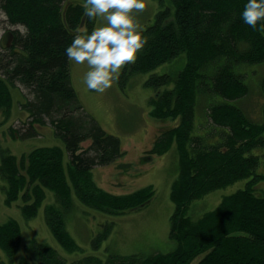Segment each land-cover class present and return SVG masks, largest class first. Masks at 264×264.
Masks as SVG:
<instances>
[{"label":"trees","instance_id":"1","mask_svg":"<svg viewBox=\"0 0 264 264\" xmlns=\"http://www.w3.org/2000/svg\"><path fill=\"white\" fill-rule=\"evenodd\" d=\"M66 1L0 0L5 22L16 27L6 32V43L0 41V112L7 121L13 106L11 86L23 88L27 96L20 108L27 112V120L9 131L32 138L40 135L37 126H52L65 142L68 171L65 151L55 145L36 147L21 158L2 150L0 173L6 182L5 203L10 206L22 196L21 210L26 219L37 215L46 197L45 188L55 192L59 205L46 207V221L60 244L76 251L80 246L68 231L65 216L73 206V190L83 204L111 214L143 208L156 191L148 185L131 193L114 194L94 180L92 170L96 166L109 165L126 152L121 139L108 133L85 109L73 85L71 62L65 54L73 39L70 33L85 23L91 31L97 21L84 17L81 3L66 6ZM159 1L165 4V0ZM171 2L174 11L171 6L160 9L154 24L143 29L147 43L132 73L151 72L186 54V65L177 75L153 74L145 82L156 91L149 101L151 115L179 119L147 151L163 155L177 144L179 174L171 186L175 210L170 229L177 246L168 253L112 255L106 262L88 256L71 264H191L201 255L198 264H264V196L255 193L264 174L257 172L260 156L252 153L257 147L264 148V109L263 120L253 122L241 107L229 102L250 91L243 75L234 70L235 65L264 62V34L257 30L264 21L256 29L243 22L248 0ZM127 78L123 71V86ZM261 89L264 94V79ZM201 94L210 99L220 95L225 101L208 104L211 130L196 135L195 110ZM241 179H249L247 186L225 196L216 208L197 220L188 215L194 200ZM113 227V221L105 224L94 240L96 247L110 237ZM21 238L16 219L0 223V250L11 261ZM27 251L19 264H66L46 243L34 240ZM0 264H8L1 253Z\"/></svg>","mask_w":264,"mask_h":264},{"label":"rangeland","instance_id":"2","mask_svg":"<svg viewBox=\"0 0 264 264\" xmlns=\"http://www.w3.org/2000/svg\"><path fill=\"white\" fill-rule=\"evenodd\" d=\"M145 2L146 9L138 14L143 29L154 24L160 9L171 6L174 11L171 0H165L164 5H161L159 0H145ZM70 3L82 4L83 0H67L66 6ZM4 19V14L0 12V41L6 43V32L16 27H11ZM70 62L72 82L85 109L101 123L108 133L121 139L122 148L126 151L120 163L96 166L92 170L95 181L103 188L117 194L130 193L152 184L156 194L141 209L122 214H111L83 204L73 190V206L65 214L66 225L80 249L69 251L55 238L45 217L46 207L49 204L59 205L55 192L45 188L46 197L37 215L26 219L21 210L24 204L22 196L10 206L5 203L4 185L6 182L0 173V223L14 218L22 229L21 245L14 260L11 261L3 250H0L1 255L8 264H19L20 259L27 256V246L34 240L50 245L66 264L88 256L99 257L106 262L112 255H148L172 251L177 246L176 241L170 237L171 216L175 210V203L171 199V186L179 174L177 144L174 143L171 149L161 156L151 155L146 151L159 134L176 126L179 119H159L151 115L149 100L156 95V91L146 87L145 82L153 74L177 75L186 65V54L181 53L173 60L147 73H132L134 64H130L121 71L119 78L113 81L112 87L103 94L86 87L83 77L88 71L87 64L78 65L74 61ZM234 70L243 75L250 91L247 96L229 102L241 107L249 120L261 122L264 109V94L261 89L264 79V62L236 64ZM123 71L128 73L124 86L120 81ZM11 90L13 95L11 116L5 121L3 111L0 112V155L2 150H6L21 158L22 155L28 154L36 147L54 145L63 147L67 152L65 142L49 124L40 127L42 132L37 126L40 135L32 138H22L19 132L14 135L9 131L11 126H20L28 116L27 112L20 108V102H23L27 96L26 91L15 86H11ZM222 101L225 99L220 95H215V98L211 99L205 94L198 96L194 134L205 135L211 130V123L207 116L208 104ZM212 133L214 132L210 135ZM84 144H90V141ZM252 153L260 156L261 164L257 172L264 174V148L257 147ZM68 160L69 156L66 154V172L68 171ZM248 181L249 179H241L194 200L189 206L188 215L194 220L199 219L206 212L216 208L225 196L245 188ZM255 193L258 196H264V179L256 184ZM111 221L114 227L110 237L96 247L95 238L103 231L105 224ZM202 257L203 255L197 257L191 264H198Z\"/></svg>","mask_w":264,"mask_h":264},{"label":"clouds","instance_id":"3","mask_svg":"<svg viewBox=\"0 0 264 264\" xmlns=\"http://www.w3.org/2000/svg\"><path fill=\"white\" fill-rule=\"evenodd\" d=\"M146 6L145 0H83L84 17L98 23L91 31L87 23L72 30L65 54L69 61L87 64L83 81L89 90L105 93L121 71L135 63L147 43L138 19ZM242 19L256 29L264 21V0H248ZM257 30L264 34V23Z\"/></svg>","mask_w":264,"mask_h":264},{"label":"crops","instance_id":"4","mask_svg":"<svg viewBox=\"0 0 264 264\" xmlns=\"http://www.w3.org/2000/svg\"><path fill=\"white\" fill-rule=\"evenodd\" d=\"M121 160H122V159H119V160H118L117 162H115V163H120V162H121Z\"/></svg>","mask_w":264,"mask_h":264},{"label":"bare ground","instance_id":"5","mask_svg":"<svg viewBox=\"0 0 264 264\" xmlns=\"http://www.w3.org/2000/svg\"><path fill=\"white\" fill-rule=\"evenodd\" d=\"M18 28H20V27H18ZM13 30V29H12ZM11 32V31H10ZM10 38H11V36H10Z\"/></svg>","mask_w":264,"mask_h":264}]
</instances>
